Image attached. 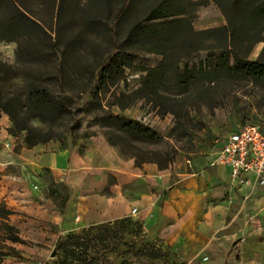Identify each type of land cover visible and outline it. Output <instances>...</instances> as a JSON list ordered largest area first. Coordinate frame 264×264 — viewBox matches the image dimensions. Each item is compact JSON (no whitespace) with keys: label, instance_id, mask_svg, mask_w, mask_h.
<instances>
[{"label":"rangeland","instance_id":"1","mask_svg":"<svg viewBox=\"0 0 264 264\" xmlns=\"http://www.w3.org/2000/svg\"><path fill=\"white\" fill-rule=\"evenodd\" d=\"M157 1L146 5V0H139L119 16L116 6L100 0H0V61L12 68L0 65L1 103L22 121L52 131L55 139L49 142L82 151L87 139L109 137L114 142L108 140L110 146L122 159L160 169L174 163L187 169L205 164L229 133L246 124L264 130V82L230 73L227 67L216 66L215 58L232 51L248 59H264V13L252 20L244 13L230 12L233 39L227 41L220 33L203 35L201 42L207 48L197 51L182 47V33L169 41L166 53H160L164 45L157 42L127 43L131 23L145 17ZM13 2L34 21H13ZM185 8L196 30L217 26L222 20L228 24L213 2L185 3ZM120 47L132 63L124 66L114 84L109 81L99 91V71ZM161 65L159 95L133 93L141 88L149 70ZM37 86L64 100L66 110L60 117L51 111L45 119L35 117L38 109L29 95ZM109 114L140 122L155 133L142 136L120 131L106 120ZM0 116H4L0 130L5 127L14 135V149L19 151L25 132L14 134L13 122L1 108ZM4 137L0 136V146ZM169 159L167 167L161 168ZM16 173L19 169L11 166L2 172ZM37 175L32 179L35 182L26 183L0 174L5 187L0 201L16 209L9 220L26 240L14 243L22 258L12 257L20 264H58L64 256L61 243L75 233H84L80 251L87 250L94 258L92 264L210 263L206 250L183 260L162 239H150L144 224L131 215L117 222L78 226L75 217L63 215L70 187L48 169Z\"/></svg>","mask_w":264,"mask_h":264},{"label":"crops","instance_id":"2","mask_svg":"<svg viewBox=\"0 0 264 264\" xmlns=\"http://www.w3.org/2000/svg\"><path fill=\"white\" fill-rule=\"evenodd\" d=\"M226 24L222 20L208 28ZM0 136H5L0 174L27 183L50 170L70 187L63 215L75 217L78 226L131 215L144 224L150 239H162L183 260L206 250L209 264H264V188L251 173L236 179L228 166L210 165L211 160L191 169L178 163L166 169L138 166L122 159L103 136L87 139L82 151L53 142L31 147L22 142L16 151L8 129L0 130ZM10 166L19 173L2 174ZM2 181L0 195L5 193ZM3 264L20 263L8 256Z\"/></svg>","mask_w":264,"mask_h":264},{"label":"trees","instance_id":"3","mask_svg":"<svg viewBox=\"0 0 264 264\" xmlns=\"http://www.w3.org/2000/svg\"><path fill=\"white\" fill-rule=\"evenodd\" d=\"M108 5L116 6V11L119 16L125 15L135 3L139 0H100ZM153 0H146V5L150 4ZM210 1H213L223 15L228 20V24L224 26H218L213 28H207L203 30H196L191 22L190 13L185 8V3L204 5ZM13 14L12 20H20L22 22H33L34 19L27 14L16 2H13ZM230 12L237 15L244 13L247 17L254 20L258 16L264 13V0H159L150 9L142 19L136 20L131 23V27L127 36V43H138L143 40L149 42H157L159 45H164L162 52L166 53L167 44L172 38L183 34V45L182 47H188L191 51H197L200 49L207 48L203 46L200 36L220 33L224 38L229 41L233 39L235 30L230 19ZM153 51L156 50L152 46ZM233 53V54H232ZM230 54L234 57V62L230 63ZM125 48L120 47L119 50L111 57L107 65H104L98 74V85L97 89L102 91L105 89L111 81L114 84L118 75L124 71V66H129L132 63V58H126ZM210 56L212 54L210 53ZM216 58V66L227 67L230 73H236L242 75L255 82H264V59L259 57L257 59H248L240 56L234 52L224 51L221 52ZM1 66H7L0 61ZM8 68V66H7ZM164 68L163 65L149 70L147 75L144 77L141 88L134 91L139 95L145 96V94H156L159 95L158 78L161 70ZM12 69V68H8ZM184 69L189 70V65L185 64ZM3 70L0 71L2 73ZM29 101L38 109L35 117L45 119L46 113L53 112L60 117L66 110V103L61 99L60 96L55 95L48 88L37 86L34 90H31L29 95ZM121 106V104H120ZM122 107H125L122 105ZM0 108L4 110L13 122V129L11 130L14 134L17 132H25L24 142L27 146L31 147L40 143H46L50 140L55 139L53 132H44L41 128L33 125L28 121H22L20 117L15 115L7 106H4L0 100ZM109 124L117 127L120 131L125 133L139 134L147 136L153 135L155 132L144 124L135 120L129 119L119 114H109L106 117ZM108 140L111 139L108 137ZM171 160H166V163L161 165V168H166L167 164ZM1 178V176H0ZM14 211L10 209L4 201H0V264L8 256H15L22 258L21 255L17 254L18 249L7 244L8 241L14 243L25 244L26 240L21 236L20 230L9 220L11 214ZM120 219L108 222H117ZM84 233L70 234L65 242H62L60 248H62L64 256L59 259L58 264H92L94 260L87 250L85 252L80 251L82 248V239Z\"/></svg>","mask_w":264,"mask_h":264},{"label":"built area","instance_id":"4","mask_svg":"<svg viewBox=\"0 0 264 264\" xmlns=\"http://www.w3.org/2000/svg\"><path fill=\"white\" fill-rule=\"evenodd\" d=\"M210 165L228 166L236 179L244 180L243 176L251 173L256 184L264 188V130L255 124H246L232 131L223 140ZM136 211L134 208L132 213Z\"/></svg>","mask_w":264,"mask_h":264}]
</instances>
